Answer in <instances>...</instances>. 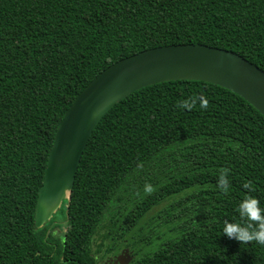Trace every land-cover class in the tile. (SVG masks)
<instances>
[{
  "label": "trees",
  "instance_id": "1",
  "mask_svg": "<svg viewBox=\"0 0 264 264\" xmlns=\"http://www.w3.org/2000/svg\"><path fill=\"white\" fill-rule=\"evenodd\" d=\"M184 43L233 51L264 71V0H0V264H104L123 247L129 264H264V245L222 234L226 220L247 224L237 211L245 196L264 208V116L202 80L154 83L111 107L57 209L59 233L51 218L35 225L74 98L117 60ZM168 200L146 229L147 213ZM107 216L130 239L106 244Z\"/></svg>",
  "mask_w": 264,
  "mask_h": 264
},
{
  "label": "water",
  "instance_id": "2",
  "mask_svg": "<svg viewBox=\"0 0 264 264\" xmlns=\"http://www.w3.org/2000/svg\"><path fill=\"white\" fill-rule=\"evenodd\" d=\"M181 79L230 89L264 116V71L233 51L184 43L157 46L121 58L93 78L64 112L38 191L34 211L37 227L51 218L64 198H69L83 150L105 113L137 89ZM123 253L128 258L120 264H128L132 258L128 248Z\"/></svg>",
  "mask_w": 264,
  "mask_h": 264
},
{
  "label": "clouds",
  "instance_id": "3",
  "mask_svg": "<svg viewBox=\"0 0 264 264\" xmlns=\"http://www.w3.org/2000/svg\"><path fill=\"white\" fill-rule=\"evenodd\" d=\"M206 102H201V107H206ZM181 107L190 108L191 105L183 103ZM244 188H249L245 183ZM237 211L242 219L247 220L246 225H241L229 221L224 222L222 234L229 239L239 242L256 241L264 245V208L256 198L245 196L238 205Z\"/></svg>",
  "mask_w": 264,
  "mask_h": 264
},
{
  "label": "rangeland",
  "instance_id": "4",
  "mask_svg": "<svg viewBox=\"0 0 264 264\" xmlns=\"http://www.w3.org/2000/svg\"><path fill=\"white\" fill-rule=\"evenodd\" d=\"M169 202V200L166 202V201H163L161 202L160 204L154 206L146 215V218L143 222L144 226L146 227V229L148 228V225L149 227L154 225L156 223V221L158 220H161V216H159L158 214L163 211V208H164V205L167 204ZM116 218H121V217H116ZM154 218V219H153ZM51 219H53V226L54 228L53 231H57L59 233V230L58 229H61L62 228V224L64 223L65 219L63 218V216L59 213L58 210H56L52 216H51ZM113 222V219H109V216H107L106 220H104V224H103V228H102V232L104 230H106L105 232H109V229H112L113 230V227H112V223ZM113 238H115L116 240L118 241H127V238L130 239L129 235L128 236H124V237H120V230H116V226H115V229L110 233V235L105 238V243L106 244H112V242L114 241ZM99 243V240L98 242ZM145 246H143L144 248ZM93 249L95 250L96 249V244H94V247ZM117 253V252H116ZM115 253V254H116Z\"/></svg>",
  "mask_w": 264,
  "mask_h": 264
},
{
  "label": "flooded vegetation",
  "instance_id": "5",
  "mask_svg": "<svg viewBox=\"0 0 264 264\" xmlns=\"http://www.w3.org/2000/svg\"><path fill=\"white\" fill-rule=\"evenodd\" d=\"M128 247H123L122 249H120V251L118 253H116L113 256H109L106 258V260H104V264H120V261H124L126 258H128V256L123 253L125 251V249ZM128 253L129 255L132 257L131 260L133 259V253L132 250L128 248ZM118 257H120V259H118ZM130 260V262H131ZM129 262V263H130ZM128 263V264H129Z\"/></svg>",
  "mask_w": 264,
  "mask_h": 264
}]
</instances>
